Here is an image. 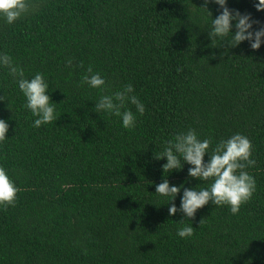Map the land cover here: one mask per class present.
Segmentation results:
<instances>
[{"label": "trees", "instance_id": "trees-1", "mask_svg": "<svg viewBox=\"0 0 264 264\" xmlns=\"http://www.w3.org/2000/svg\"><path fill=\"white\" fill-rule=\"evenodd\" d=\"M31 3L11 25L0 17V54L25 79L43 74L57 120L34 127L17 79L0 66L8 100L0 119L9 125L0 167L20 189L14 207L0 208V264H264V43L230 48L229 35L212 44L221 9L209 3L211 16L204 0ZM256 3L227 7L259 21L256 31L264 27ZM89 66L105 80L102 89L82 84ZM128 84L145 107L143 115L130 103L121 109L136 117L130 130L94 110ZM188 130L210 139V150L235 134L250 139L255 165L244 170L256 188L238 214L209 202L191 221L169 215L185 188L211 183L190 178L186 163L164 173L167 159H155ZM163 179L183 185L171 203L156 194ZM184 226L195 229L191 237L177 235Z\"/></svg>", "mask_w": 264, "mask_h": 264}, {"label": "clouds", "instance_id": "clouds-1", "mask_svg": "<svg viewBox=\"0 0 264 264\" xmlns=\"http://www.w3.org/2000/svg\"><path fill=\"white\" fill-rule=\"evenodd\" d=\"M215 3L220 6L221 13L212 19V28L209 31V38L212 44L219 39L224 41L231 36L230 42H225L228 47H238L244 41H248L253 51L259 50L264 43V27L252 31L254 24L259 21L252 19L250 14H241L238 10H230L227 7V0H204L202 9L208 11V4ZM256 11L264 12V0H258L254 5ZM33 8L31 0H0V17H3L7 24L11 25L23 16L28 14ZM209 12V11H208ZM212 16L211 12H209ZM235 24L233 25V22ZM235 27V34L232 28ZM224 44V45H225ZM71 59L67 61L71 66ZM0 66L8 69L9 75L17 79L18 87L26 98L25 107L29 109L34 117V127L50 124L57 120L55 115V103L47 94L49 85L45 81L43 74L37 73L31 80L24 78V70L14 65L12 58L7 54H0ZM88 75L82 79V84H87L94 89H102L105 80L98 73H93L92 66L87 69ZM134 88L131 84L126 85L123 90L112 95H103L95 103V112H106L110 115L120 117L125 129L135 127L136 117L131 110L121 111L130 103L136 107V111L143 115L144 105L139 98L133 94ZM7 100L5 96H0V102ZM8 101V100H7ZM9 131L6 121L0 119V142H4ZM210 139L200 140L195 130H188L186 133L177 134L173 140L168 141L162 155H155V159H167V163L162 165L163 172H173L183 169L184 164L191 167L188 169L190 178L208 182L207 188L187 189L183 191L180 208L177 209L174 203L181 188L170 186L167 179L156 186V194L170 198L171 207L169 215L175 216L181 212L188 220H193L197 211L211 202L215 206L227 205L232 214H238L243 204L249 202L255 192L256 182L244 169L255 165L252 157L253 145L249 138L241 134H235L227 140H221L214 148L210 145ZM205 155L209 160L205 163ZM20 191L15 186L3 167H0V208L7 210L14 207L17 194ZM184 219L179 223L183 224ZM203 219L200 221V224ZM192 226H184L177 231L180 238H188L194 234Z\"/></svg>", "mask_w": 264, "mask_h": 264}]
</instances>
